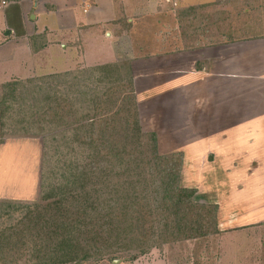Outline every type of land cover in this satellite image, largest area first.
<instances>
[{"label": "trees", "instance_id": "1", "mask_svg": "<svg viewBox=\"0 0 264 264\" xmlns=\"http://www.w3.org/2000/svg\"><path fill=\"white\" fill-rule=\"evenodd\" d=\"M250 1L179 8L176 19L184 33L201 27L193 47L264 39ZM0 93V121L10 114L44 143L39 198L0 200V264L136 260L222 234L218 204L196 202L181 184L182 152L162 154L157 133L143 130L129 60L13 80Z\"/></svg>", "mask_w": 264, "mask_h": 264}, {"label": "crops", "instance_id": "2", "mask_svg": "<svg viewBox=\"0 0 264 264\" xmlns=\"http://www.w3.org/2000/svg\"><path fill=\"white\" fill-rule=\"evenodd\" d=\"M170 1L0 0V86L13 80L26 81L81 67L129 60L142 125L145 117L140 108L141 101H144L141 95L148 94L163 97L159 103L173 110L174 124L179 127L183 125L178 124L182 119L175 115L183 111V118L187 121L188 109L193 106L185 105L191 102L195 104V112L202 117L207 113L214 115L209 116L213 122L221 111L217 104L219 97L233 98L228 103L230 122L227 120V123L230 126L231 123L233 127L235 123H246L245 118L251 117L252 112L259 113V118L264 117V39L177 53L138 54L142 50V41L138 37L152 26L148 23L147 27L141 28L139 19L165 15L171 10L169 15L172 14L173 20L178 22L176 8L184 7L176 3L172 6ZM164 9L167 10L163 12ZM161 20L157 18L155 22L166 25V21ZM156 44L155 41L154 47ZM160 44L163 47L167 43L163 40ZM142 46L152 47L147 42ZM193 86L196 92L191 101L188 96ZM180 96L184 97L183 101H179ZM154 100L157 104L158 100ZM158 108L157 113L167 117V112ZM40 152L42 155L41 137L0 136V158L2 155L25 157ZM35 160L31 165L34 168L32 176L35 174ZM24 162L23 159L20 161ZM23 172H27V168ZM22 174L20 172L23 180L17 182L12 192L17 196L21 189L27 190L30 178ZM36 177L40 178V189L41 173ZM7 188L0 186V199H22L7 194Z\"/></svg>", "mask_w": 264, "mask_h": 264}, {"label": "rangeland", "instance_id": "3", "mask_svg": "<svg viewBox=\"0 0 264 264\" xmlns=\"http://www.w3.org/2000/svg\"><path fill=\"white\" fill-rule=\"evenodd\" d=\"M212 1L214 0H171L170 5L173 6L176 3L181 7H189ZM167 5L169 6V4ZM245 5L250 11L248 16L250 19L257 16L258 13L264 15V0H251ZM221 7L232 9L229 4ZM244 9L242 8V11ZM166 10L164 9L163 12ZM170 12L171 10H168L165 15H156L153 18L147 16L139 19L141 28L147 27L148 23H152V26H148V32L139 35V41H142L140 49L143 51H139L138 54L149 55L153 52L166 54L170 51L177 53L182 50L191 51L209 47H193L202 33L201 27L193 25L184 33L183 27L173 20L174 16L169 15ZM236 13L238 12L233 9V21L238 18ZM248 17L244 15L242 18L249 19ZM157 18L164 19L166 25L156 23ZM163 40L167 44L160 47ZM155 41L157 44L154 47ZM244 41L246 40L239 42ZM144 42L152 47L142 46ZM189 91V96H187L189 100L193 101L195 87L193 86ZM134 93L137 100L135 86ZM161 98L163 97L141 95V100L144 99V101L140 100V108L145 117L142 121V128L145 132L157 133L159 150L162 154L182 152L184 168L181 184L197 190L194 197L196 202L218 204V223L219 228L223 231L222 234L205 242L195 241L181 244V247L178 248L177 246L154 248L136 260H131L130 256L119 255L76 264H264V122L261 123L264 119L263 112L260 113L262 116L259 118V113L252 112L251 108L252 119L249 116L245 118L244 122L246 123H235L234 127L231 123L230 126L227 123V120L229 121L227 117L230 114L228 103L233 98L219 97L217 104L219 105L218 110L221 111L213 122L209 116L214 117V115L207 113L202 117V114L195 112V104L191 102L185 105L193 106L188 109L187 121L183 118V111L175 115L177 119L183 120L178 121V124L179 122L183 124L179 127L174 124L173 110L166 105L161 106L159 103ZM262 98L264 99V95ZM154 99L158 100L157 104L154 103ZM183 100L184 97L180 96L179 101ZM158 106L167 112V117H163V113H157ZM253 110L256 111V109ZM152 115H154L153 118ZM0 123L3 135L18 136L21 134L29 138H40L39 135L34 134V130L29 133L27 126L24 128L17 126L10 114L1 116ZM41 140L43 143L42 137ZM41 153L25 155V157L23 155L3 157L2 155L0 158V186H8L10 190L7 188V194L15 198H19V196L22 198L8 200L28 203L39 198L41 184L39 189L38 180L40 178L36 177V174L40 176L41 173L43 155ZM22 159L25 161L24 163H20ZM33 159H36L34 162L36 168L35 174L32 176ZM25 168H27V172H23ZM20 172L30 178L26 185L27 190L21 189V193L17 196L12 192L14 186L18 184L17 182L23 180ZM4 177L7 179L6 181H4ZM34 177L36 178L34 179ZM23 190L27 191V194H24Z\"/></svg>", "mask_w": 264, "mask_h": 264}, {"label": "built area", "instance_id": "4", "mask_svg": "<svg viewBox=\"0 0 264 264\" xmlns=\"http://www.w3.org/2000/svg\"><path fill=\"white\" fill-rule=\"evenodd\" d=\"M6 2H3V4H5Z\"/></svg>", "mask_w": 264, "mask_h": 264}]
</instances>
